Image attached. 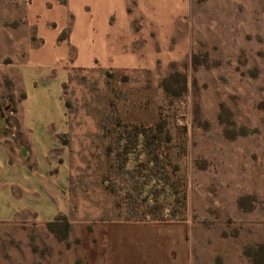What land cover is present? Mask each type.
I'll list each match as a JSON object with an SVG mask.
<instances>
[{
	"label": "rangeland",
	"instance_id": "374dc122",
	"mask_svg": "<svg viewBox=\"0 0 264 264\" xmlns=\"http://www.w3.org/2000/svg\"><path fill=\"white\" fill-rule=\"evenodd\" d=\"M126 2L0 0V132L57 75L70 155L67 213L0 222V264H264V0Z\"/></svg>",
	"mask_w": 264,
	"mask_h": 264
},
{
	"label": "crops",
	"instance_id": "0c3cea01",
	"mask_svg": "<svg viewBox=\"0 0 264 264\" xmlns=\"http://www.w3.org/2000/svg\"><path fill=\"white\" fill-rule=\"evenodd\" d=\"M91 1L93 21L99 7L110 9L119 5L122 8L127 3V0ZM103 21L106 24V16ZM44 74L36 73L41 76L39 86H34L18 103L17 120L11 124L10 132H0V222L16 221L23 217L21 214H29L38 222H50L56 215L68 211L70 155L59 139V134L67 132V126L51 124L61 117L59 77L50 78L55 86L51 90L42 81ZM130 226H114L115 244L117 238L123 241L127 237ZM143 226L133 227L138 230Z\"/></svg>",
	"mask_w": 264,
	"mask_h": 264
},
{
	"label": "trees",
	"instance_id": "16d2710c",
	"mask_svg": "<svg viewBox=\"0 0 264 264\" xmlns=\"http://www.w3.org/2000/svg\"><path fill=\"white\" fill-rule=\"evenodd\" d=\"M133 137L129 135H124L122 133L118 138V143L122 144L125 143L123 146H129L131 144V141H134L135 145L141 146L142 148L150 147L152 144L156 142L160 143L161 138L163 140H166L165 136L161 138H158L155 135H149L147 131H135L132 133ZM132 145V144H131ZM125 190H129L127 187H124ZM133 190V189H131Z\"/></svg>",
	"mask_w": 264,
	"mask_h": 264
}]
</instances>
